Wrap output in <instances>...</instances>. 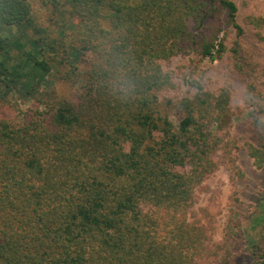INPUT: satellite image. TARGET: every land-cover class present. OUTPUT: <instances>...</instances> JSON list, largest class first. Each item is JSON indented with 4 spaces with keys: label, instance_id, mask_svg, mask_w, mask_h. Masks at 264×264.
I'll use <instances>...</instances> for the list:
<instances>
[{
    "label": "trees",
    "instance_id": "1",
    "mask_svg": "<svg viewBox=\"0 0 264 264\" xmlns=\"http://www.w3.org/2000/svg\"><path fill=\"white\" fill-rule=\"evenodd\" d=\"M219 10L237 32L240 97L197 77L228 51L222 27L202 30ZM238 12L236 0H0V264H264L236 192L220 234L213 195L200 205L218 170L245 177L241 152L264 169V16L249 15L254 49ZM13 99L31 104L10 114Z\"/></svg>",
    "mask_w": 264,
    "mask_h": 264
},
{
    "label": "rangeland",
    "instance_id": "2",
    "mask_svg": "<svg viewBox=\"0 0 264 264\" xmlns=\"http://www.w3.org/2000/svg\"><path fill=\"white\" fill-rule=\"evenodd\" d=\"M239 6L238 22L244 26L247 33L242 36L244 43L253 44L254 49H259L254 43V27L249 22V15L259 14L264 16V0H236ZM37 14L43 19L45 26H49L57 33L58 26L51 25L47 19V10L35 4ZM212 13V12H211ZM222 27L223 30L219 32V38H222L224 33H229L227 38L228 51L225 52L220 59L211 60L210 57L202 59L200 67L197 68V77H202L204 82L211 88L216 89L224 84L225 81L232 82L236 89V93L240 96L244 93L245 82L243 77L234 70L233 65L230 63V47L234 44L236 38V29H232L230 24H227V15L224 11H217L214 16H208L205 20V26L202 29L204 33H210L211 29ZM264 31V27L260 28ZM242 42V41H241ZM245 46V45H244ZM260 56L264 58V49H261ZM189 70V69H188ZM52 79V78H50ZM55 86L59 93H66L67 87L61 84V81L55 80ZM187 86H181L177 90L172 91V95H183ZM7 111L10 114H17L18 109H26L31 103L25 101L12 100ZM245 109V114L248 113ZM172 118L176 121L178 114L176 110L172 111ZM242 118L235 119L236 125L243 126L241 123ZM245 124V123H244ZM241 165L245 171V177L238 180L237 185H233L228 172L224 169L218 170L205 183L210 187L209 192L205 191L201 194L200 205L208 203L211 195L214 197L213 211L217 215L219 229L218 234L221 233V228L224 226L227 216L229 214L230 198L234 192L239 197L237 210L240 212V217L243 220L245 229H247L246 238L249 242H260L264 240V222L261 219L264 216V169L258 168L254 164V159L249 157L245 152L240 153ZM263 210V211H262ZM248 245L243 244V247Z\"/></svg>",
    "mask_w": 264,
    "mask_h": 264
}]
</instances>
